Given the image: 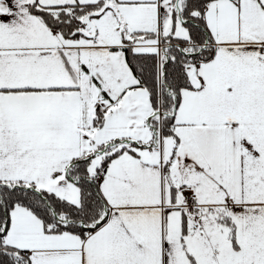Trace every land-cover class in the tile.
<instances>
[{"label": "crops", "instance_id": "0c3cea01", "mask_svg": "<svg viewBox=\"0 0 264 264\" xmlns=\"http://www.w3.org/2000/svg\"><path fill=\"white\" fill-rule=\"evenodd\" d=\"M31 1L0 0V182L77 204L70 162L111 141L130 152L101 170L107 218L96 229L48 232L15 206L5 244L29 264H264V0L203 7L212 57L187 71L192 88L181 90L165 135L159 110L151 127L149 92L121 48L160 54V37L188 40L174 0H36L102 1L76 40L30 14ZM108 69L112 85L120 81L110 91L99 75ZM96 99L104 110H92ZM103 156L91 158L89 174ZM180 187L196 211L185 208Z\"/></svg>", "mask_w": 264, "mask_h": 264}, {"label": "trees", "instance_id": "16d2710c", "mask_svg": "<svg viewBox=\"0 0 264 264\" xmlns=\"http://www.w3.org/2000/svg\"><path fill=\"white\" fill-rule=\"evenodd\" d=\"M210 1L213 0H174L173 16L178 17L187 28L188 40L160 37L159 41L164 44L160 54L134 52L129 46L121 48L134 76L149 92L153 107L151 127L158 126L156 114L160 111V130L163 135L171 134L174 110L181 90L192 88L185 66L193 58L205 61L212 57L211 38L202 16L203 7ZM27 10L37 16L47 28L56 30L64 39L76 40L85 37L87 19L98 16L104 9L102 1L42 6L32 0L28 3ZM118 142L102 144L94 153L68 164L66 174L79 189L77 204L31 185L0 182V264H29L26 255L6 245L3 239L9 212L15 206L31 211L48 232L67 231L83 237L87 231L96 229L105 222L107 208L98 190L95 173L98 174L110 160L123 151L130 152L128 145L120 146ZM128 143L131 146L136 145L134 141ZM98 152L104 155L100 166L94 174H89L88 164Z\"/></svg>", "mask_w": 264, "mask_h": 264}, {"label": "built area", "instance_id": "2783aa9c", "mask_svg": "<svg viewBox=\"0 0 264 264\" xmlns=\"http://www.w3.org/2000/svg\"><path fill=\"white\" fill-rule=\"evenodd\" d=\"M158 46L161 47V43L159 42L158 43ZM199 60L197 59H192L191 62L185 66V71H189L190 69L192 68H197L198 65H199ZM96 108H99L100 110H104L102 108V106H100V99H96L94 102H93V105H92V110L96 109ZM106 176V173L105 171H101L99 172L97 175H96V178L98 181H101L104 177ZM179 191L180 193L182 194V196L184 197V201H185V208L187 210H193V211H196L197 209L195 208L194 204L192 203V197L191 195L188 193V191L186 190V188L184 187H180L179 188Z\"/></svg>", "mask_w": 264, "mask_h": 264}, {"label": "rangeland", "instance_id": "374dc122", "mask_svg": "<svg viewBox=\"0 0 264 264\" xmlns=\"http://www.w3.org/2000/svg\"><path fill=\"white\" fill-rule=\"evenodd\" d=\"M66 1H67V0H61L60 2H66ZM85 19H86V17H85ZM94 59H96V53H94ZM87 60H91V64L93 63L92 65L90 64V65H91L90 69H91V70H95L94 68H96V65H95L96 62H95V61L93 62V59H92L91 57H90V58L87 57ZM94 63H95V64H94ZM101 63H102V64L105 63V64H108V65L111 64V63H109L107 60H105V61H103V62H101ZM97 64H98V62H97ZM112 69L114 70V68H112ZM117 69H118V68H117ZM96 70H98V69H96ZM100 73H101V72H100ZM100 73H99V75H100V80H101L102 82H106V84H111V86H106V87H108L107 89H108L109 91L112 90L113 88H115V87L117 86V83L120 82V81L116 82V85H115V86L112 85L111 82H112L114 79H113V78H110V77H108V76H106V75H109V73H110V72H109V69H108V70H105V71L103 70V71H102V74H100ZM112 77H113V76H112ZM114 78H116V77H114ZM121 82H122V81H121Z\"/></svg>", "mask_w": 264, "mask_h": 264}, {"label": "bare ground", "instance_id": "6f19581e", "mask_svg": "<svg viewBox=\"0 0 264 264\" xmlns=\"http://www.w3.org/2000/svg\"><path fill=\"white\" fill-rule=\"evenodd\" d=\"M96 181L97 182H99L98 180H97V178H96ZM178 191H179V189H178ZM179 193H180V191H179ZM180 195L182 196V194L180 193ZM183 197V196H182ZM183 200H184V197H183ZM185 202V201H184ZM193 203V202H192ZM186 204V203H185Z\"/></svg>", "mask_w": 264, "mask_h": 264}]
</instances>
